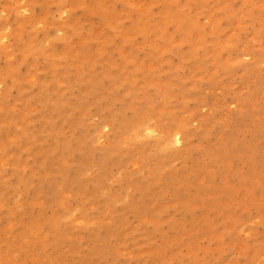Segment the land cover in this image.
Listing matches in <instances>:
<instances>
[{"label":"rangeland","instance_id":"1","mask_svg":"<svg viewBox=\"0 0 264 264\" xmlns=\"http://www.w3.org/2000/svg\"><path fill=\"white\" fill-rule=\"evenodd\" d=\"M262 44L264 0H0V264H264Z\"/></svg>","mask_w":264,"mask_h":264},{"label":"bare ground","instance_id":"2","mask_svg":"<svg viewBox=\"0 0 264 264\" xmlns=\"http://www.w3.org/2000/svg\"><path fill=\"white\" fill-rule=\"evenodd\" d=\"M262 45H264V44H262ZM263 47H264V46H263ZM262 55H264V49H263V54H262ZM254 56H255V55H254ZM259 57H260V56H259ZM149 97H150V96H149ZM133 112H134V111H133ZM137 112H138V111H136V113H137ZM138 114H140V113H138ZM141 115H142V114H141ZM140 117H141V116H140ZM135 118H136V117H135ZM120 119H121V118H120ZM122 120H123V119H122ZM122 120H121V121H122ZM137 120H138V119H137ZM119 121H120V120H119ZM131 122H132V121H131ZM131 122H130V123H131ZM133 123H135V122L133 121ZM122 125H123V124H122ZM128 125H130V124H127V126H128ZM124 126L126 127V125H124ZM118 127H119V125H118ZM129 128H130V126H129ZM122 129H123V128H122ZM125 134H126V133H125ZM234 148H235V147H234ZM236 151H238V150H236ZM238 152H239V151H238ZM238 152H237V153H238ZM237 153H236V154H237ZM236 154H235V155H236ZM241 154H242V153H241ZM233 156H234V155H233ZM106 168H107V167H106ZM97 179H98V177H97ZM90 186H91V185H90Z\"/></svg>","mask_w":264,"mask_h":264}]
</instances>
